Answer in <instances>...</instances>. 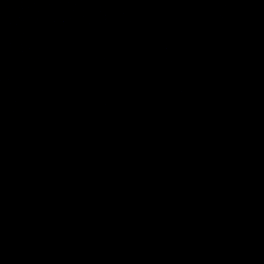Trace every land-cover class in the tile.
I'll use <instances>...</instances> for the list:
<instances>
[{"label":"water","instance_id":"95a60500","mask_svg":"<svg viewBox=\"0 0 264 264\" xmlns=\"http://www.w3.org/2000/svg\"><path fill=\"white\" fill-rule=\"evenodd\" d=\"M0 264H264V0H0Z\"/></svg>","mask_w":264,"mask_h":264}]
</instances>
